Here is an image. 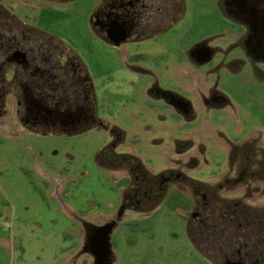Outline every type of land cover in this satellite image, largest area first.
Listing matches in <instances>:
<instances>
[{"label":"rangeland","instance_id":"obj_1","mask_svg":"<svg viewBox=\"0 0 264 264\" xmlns=\"http://www.w3.org/2000/svg\"><path fill=\"white\" fill-rule=\"evenodd\" d=\"M105 1L0 0L5 20L12 26L20 21L15 29L8 24L0 37L2 48L22 23L55 37L42 33L41 40L27 36L20 44L27 49L34 42L33 56L51 45L67 59L65 73L51 71L36 79L52 83L62 78L64 86L57 90L65 101L60 108L72 112L81 107L84 116L76 125L29 128L23 122L24 100L32 97L29 90L39 88L21 82L33 79L32 68L20 64L16 77L5 71L13 95L4 96L0 112V264L216 263L223 247L210 243L221 241V228L203 221L196 235L204 252L195 248L190 233L201 222L192 216L188 182L221 183L218 191L231 198L244 197L249 185L262 186L250 181L229 190L222 181L230 172V143L257 136L258 146L264 147V58H249L242 41L247 28L229 11L230 5L253 0H127L136 31L119 44L94 24ZM256 13L264 14L259 8ZM196 48L202 51L197 60L191 56ZM79 63L89 73L94 104ZM211 89L217 92L214 108L204 103ZM170 95L192 103L191 116L167 104ZM111 142V154L127 153L131 160L110 159L108 152L102 163L100 151ZM142 164L158 185L174 173L184 178L164 183L158 198L141 208L134 190L124 196L129 180L133 189L142 181ZM253 192L250 200L264 204V194ZM199 198L201 203L202 194ZM125 200L131 206L122 211ZM243 218L252 229L255 219ZM254 241L263 258L264 233ZM98 242L109 248L103 258L95 254Z\"/></svg>","mask_w":264,"mask_h":264},{"label":"flooded vegetation","instance_id":"obj_2","mask_svg":"<svg viewBox=\"0 0 264 264\" xmlns=\"http://www.w3.org/2000/svg\"><path fill=\"white\" fill-rule=\"evenodd\" d=\"M247 1V0H246ZM244 4H237L236 6L230 5L229 11L232 14L234 18H236L241 24H244L247 28V36H244L243 45L246 49V52L249 56V58L255 62L259 61V56L261 55L264 58V14L256 13L257 8L259 10H262L264 12V4L261 0H253L251 2V5L243 1ZM106 3V4H105ZM104 6L100 7L97 12L94 15V24L100 28L104 33H106L104 36L108 40L117 39L119 35H125L127 40V35L130 37L131 34L136 31L135 24L132 22V19L129 20V16L131 15L129 10L127 11V0H106L104 2ZM263 5V6H262ZM131 11V10H130ZM5 12V10H4ZM7 12V10H6ZM0 37H4V30L9 29L12 27V29H15L16 27H19L20 21L16 19L18 22H12L13 26L11 25V22L8 20H5L6 17L3 15V11L0 13ZM3 16V17H2ZM7 23H6V22ZM11 25L10 27L8 26ZM22 28H19L20 30L14 31L13 37L11 40V43H7V48H2V44H0V112L4 111L3 104H4V96L5 95H13V92H10L9 89H7V83L8 81L4 77L5 71L11 70L12 73H14V77H16V71L17 66H22L24 68H32V80L29 81H22L21 84L23 87L28 88L29 84L33 85L34 87L39 88L38 91H34L33 89L29 90L28 93L32 96L29 99L24 100V103L28 106L26 113L24 114L23 122H28L31 126L29 128L37 130L38 128L41 129V125H52L53 127H65L68 124L76 125L79 121L83 120V111L81 107H77L74 111L68 112L66 109L62 110L60 107H62L65 100L62 99L64 96L60 90V87L64 86V82L61 79H53L51 83V79H47L43 81H37L36 77L39 76L40 78L44 79V75L49 76L51 71H60V72H66L67 68V59L63 60L54 50V48L49 47V51H46L45 53H40L39 55H34V46L35 43L32 42L30 48H25L20 43L21 40L28 36L29 41H34L36 39L41 40V34L47 32H43L42 29L38 27L29 26L26 27L23 23ZM1 26L3 28H1ZM40 30V31H38ZM99 34V30L97 31ZM49 37L52 35L48 34ZM109 35V36H108ZM47 36V35H46ZM108 36V37H107ZM47 38V37H46ZM46 39H44L45 41ZM42 42V44L44 43ZM201 48V47H200ZM200 48H196V50L191 55L194 59H200V56L202 55V51ZM33 49V50H30ZM36 51V50H35ZM40 56V57H39ZM66 61V62H65ZM37 62H43L48 65V68L41 67L38 68L36 64ZM52 69V70H51ZM57 75H53L51 78H56ZM15 83H19L17 79L14 80ZM213 89V88H212ZM210 90V95L205 96L204 103L208 104L207 107L214 108V104L212 101L216 99L217 92H214V90ZM172 95L169 96L167 100V104L172 103V105L182 113L183 115H188L191 112L190 109H194L192 106V103H189L185 101L186 99L181 97H172ZM224 98V97H223ZM225 99V98H224ZM181 102L185 104V106L181 105ZM226 102V100H225ZM224 103V102H223ZM222 105V104H221ZM225 105V104H224ZM187 107V108H186ZM190 107V109L188 108ZM222 107V106H221ZM187 109V112L185 114V110ZM192 111V110H191ZM82 112V113H81ZM19 116V111H18ZM37 131H42V130ZM51 130V129H50ZM59 130V129H55ZM54 131V130H53ZM52 131V132H53ZM115 137V136H114ZM116 140V137H115ZM112 143V142H111ZM120 154H127V153H118ZM116 155V154H115ZM110 159L113 157V154L109 152ZM128 161V160H127ZM129 162V161H128ZM132 170V169H131ZM187 177V176H186ZM183 179L184 176L180 173H174L170 179H167V177H164V182L160 183V185L157 184V181L152 178L150 182L145 181L143 179L142 185L140 183H136L134 186V193L138 196L137 202L138 205H141V208L144 204L149 203L151 201H155L158 196L160 195V192H163L165 189L164 183L167 184L169 181L173 179ZM187 180V179H186ZM167 181V182H165ZM131 181L127 183L126 188L131 187L130 185ZM139 184V186H138ZM190 187V184H188ZM206 185H208L206 187ZM221 187V185H220ZM191 189V187H190ZM192 190V189H191ZM204 190V191H202ZM214 192H217L215 185H211L210 183L207 184V182H204L203 185L199 186L196 192L192 190V194L194 197V211L192 216L193 217H199L202 219L203 215L206 214V218H208V212L212 210L211 207V201H212V195ZM202 194L203 200L200 203V198L197 200V197ZM222 196H226L224 193L221 194ZM130 200V198H129ZM128 202V201H127ZM125 208V205H122L121 209ZM198 210H197V209ZM140 209V208H139ZM211 212V211H210ZM243 212V211H242ZM244 213V212H243ZM247 213V212H245ZM249 217L254 218V215L256 214H250L247 213ZM115 221V220H114ZM116 222V221H115ZM243 222H245L243 220ZM116 225V224H114ZM221 227V236L223 237L220 242L217 241H211L212 244H220L223 247V250L221 251L219 258L215 261H211L210 263L215 264H264V257H258L257 252L254 250L256 249V241L254 239H247L242 240L238 238V233H241L240 231L232 232V230H228L226 224L222 225ZM264 230V226H262ZM253 230V229H252ZM103 231V230H101ZM254 231V230H253ZM256 232H259V229L256 228ZM103 237V236H102ZM258 241V240H257ZM262 243V242H260ZM98 247V255L99 257L103 258V248L100 247V242L97 244ZM212 263V264H213ZM99 264V261L97 262Z\"/></svg>","mask_w":264,"mask_h":264},{"label":"trees","instance_id":"obj_3","mask_svg":"<svg viewBox=\"0 0 264 264\" xmlns=\"http://www.w3.org/2000/svg\"><path fill=\"white\" fill-rule=\"evenodd\" d=\"M52 38H55L53 36H51ZM78 58V57H77ZM79 61V60H78ZM80 62V61H79ZM78 65H80L81 67V73L83 78L85 79V88L87 90V92L90 95V100L92 101V103L94 104V99H93V87L90 81V77H89V73L86 70L85 66H83L81 63H79ZM93 118L94 121H97L95 123H98V121H100L99 124H97V128L101 127L102 122L99 118L96 117L95 113L93 114ZM95 126H92L90 129L94 128ZM118 130L115 131V133H117ZM258 140H257V136H252L247 138L242 144H237V143H230L229 146V173L226 174V176H224L223 178V182L225 181L226 183V188L225 189H229L232 190L233 187L235 186H239V185H248L250 181H256V182H260L262 184V186L260 187H256V188H252V185H249V187H245V191L243 193V196L245 197H241V196H235V197H230L228 195H226L225 197L222 196L220 194V192L218 191L220 189V184L216 185V190L217 192H214V194L212 195V201H211V207L213 210H210L208 212V218H206V214L203 215L202 219H200L201 225L199 224L200 227L196 228L193 226V232L191 229V233H190V237L191 240L194 242L195 248L199 251V252H204L202 245H201V241L198 238V235H196L199 231H201V227H203V225L205 226V221L206 219L211 221L210 225L212 227H216V223H219V228H223L221 227L222 225L226 224L227 229L228 230H232V232H237L240 231L241 233H238V238L244 240L247 239H254V236L257 235L258 239L259 236H262V233H264V230L262 228V226H264V204H254L251 200L250 197H253V190H256L258 192H262L264 194V147L262 146H258L257 144ZM113 143H110V145H107L103 150L100 151L99 156L104 159V155L107 154L108 152H112L111 151V147L113 146ZM98 156V157H99ZM126 158L127 160H131V155L127 154H120L118 155V153L115 155V153L113 154V158ZM99 160L101 161V159L99 158ZM138 161V158L136 159ZM104 161V162H103ZM101 161L102 163H105V159ZM141 166V167H140ZM138 167H140L138 169V171L141 173V179L143 181V179L145 181L150 182L151 180H153L152 175L148 172V169L142 165H139ZM142 171V172H141ZM233 172V175L231 174ZM154 179L156 180V176L154 177ZM127 181V180H125ZM142 181L140 182V185H142ZM191 181V180H190ZM188 182L190 184L191 189L196 192L197 189L199 188V186L203 185L204 182L203 181H199V180H192V182ZM130 182V180H129ZM209 184V183H207ZM139 186V184H138ZM208 185H206L207 187ZM130 190H134L133 187H128L127 190H125V196H128L127 194L129 193ZM203 191V190H202ZM132 191H130L131 193ZM229 203L230 208H227L226 204ZM123 205L125 206H131L130 202H126V200L123 202ZM153 207V206H152ZM225 208V209H223ZM145 209V208H143ZM221 209H223L221 211ZM244 213H243V212ZM250 214H256L254 215V224L252 225V230L249 226V222H243V219H245L244 221H246V218H243V215H246L247 213ZM261 213V214H260ZM204 221V222H203ZM262 221V224H261ZM203 223V224H202ZM232 228V229H231ZM256 228L259 229V232H256ZM189 232V230H188ZM197 232V233H196ZM256 234V235H255ZM219 238L222 239L223 237L219 235Z\"/></svg>","mask_w":264,"mask_h":264},{"label":"water","instance_id":"obj_4","mask_svg":"<svg viewBox=\"0 0 264 264\" xmlns=\"http://www.w3.org/2000/svg\"><path fill=\"white\" fill-rule=\"evenodd\" d=\"M126 39V36L125 35H119V37L117 39H113V41L115 42V44H119L121 40H125ZM102 239H104V236L102 237ZM104 243V242H103ZM103 250H104V253L105 255H107L108 253V246L106 245V243L102 246ZM107 252V253H106ZM95 254L97 255L98 252L96 251Z\"/></svg>","mask_w":264,"mask_h":264}]
</instances>
